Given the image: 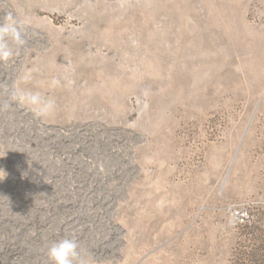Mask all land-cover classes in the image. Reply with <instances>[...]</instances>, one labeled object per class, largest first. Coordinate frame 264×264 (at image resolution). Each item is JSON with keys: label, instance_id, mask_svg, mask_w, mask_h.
Listing matches in <instances>:
<instances>
[{"label": "rangeland", "instance_id": "1", "mask_svg": "<svg viewBox=\"0 0 264 264\" xmlns=\"http://www.w3.org/2000/svg\"><path fill=\"white\" fill-rule=\"evenodd\" d=\"M0 264H264V0H0ZM54 101L37 117L13 85ZM3 177V179H2Z\"/></svg>", "mask_w": 264, "mask_h": 264}, {"label": "clouds", "instance_id": "2", "mask_svg": "<svg viewBox=\"0 0 264 264\" xmlns=\"http://www.w3.org/2000/svg\"><path fill=\"white\" fill-rule=\"evenodd\" d=\"M30 23L27 17L17 20L8 13L3 23H0V61H8L17 51L12 45L23 46L22 30ZM32 77V70H26L13 85L10 102L28 107L37 117L46 118L54 109V101L45 97L40 91H33L20 87ZM4 173H6L0 169ZM2 177V179H3ZM45 254L50 264H91V260L82 250L80 242L74 237H61L46 245Z\"/></svg>", "mask_w": 264, "mask_h": 264}]
</instances>
